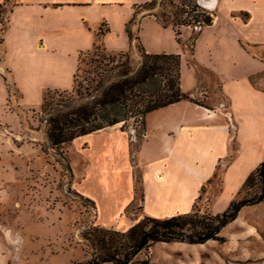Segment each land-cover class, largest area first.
<instances>
[{
    "label": "crops",
    "instance_id": "1",
    "mask_svg": "<svg viewBox=\"0 0 264 264\" xmlns=\"http://www.w3.org/2000/svg\"><path fill=\"white\" fill-rule=\"evenodd\" d=\"M148 1L0 0V8L6 10L2 21L0 17V86L9 75L15 85L13 70L25 65L50 67V72H55L50 77L59 86L69 76L72 89L79 55L91 50L98 37L108 52L132 48L125 26L135 8ZM204 6L212 22L198 32L194 28L196 36L189 54L184 43L192 40L193 33L186 30L188 27H181L177 36L152 15L139 18L137 35L145 52L180 56L181 91L202 105L181 100L148 113L142 139L137 143L131 132L120 130V123L100 130H119L138 144L129 162L131 173L123 211L133 202L138 203L141 216L165 218L188 213L202 187L204 199L211 200L216 189L225 187L229 169L252 161L251 169L238 178L229 202L249 172L264 160V91L252 82L253 76L264 71V57L253 52L264 50V0H206ZM102 26L108 31L98 36ZM8 52L10 60L5 56ZM3 92L4 101L7 96ZM218 169L219 180L212 183ZM136 184L140 194L136 193ZM238 220L239 216L225 228ZM135 222L129 219L124 230ZM238 227L235 237L220 233L225 241L218 244L226 246L232 238L258 241L254 234L258 228L249 222ZM208 243L217 242L157 243L148 251L156 264L153 255L158 245L177 247L179 251L195 247L199 251Z\"/></svg>",
    "mask_w": 264,
    "mask_h": 264
},
{
    "label": "rangeland",
    "instance_id": "2",
    "mask_svg": "<svg viewBox=\"0 0 264 264\" xmlns=\"http://www.w3.org/2000/svg\"><path fill=\"white\" fill-rule=\"evenodd\" d=\"M205 1L198 3L196 0L201 9L210 13L204 6ZM183 2L173 0L172 5H155L150 13L157 15L160 23L166 20L170 27L181 28L179 23H190L186 30H191L194 36L196 30L193 27L197 25L194 20L200 12L195 11L196 2L189 1L191 5L187 7ZM5 12L0 8V17ZM135 12V22L130 26L132 31L140 16L148 13L139 6ZM3 19L2 16L1 21ZM100 29L105 31L107 28L102 26ZM184 44L185 52L189 54V38ZM253 52L264 57L263 49ZM119 53L106 51L98 37L91 50L79 55L76 82H83L87 76L90 59L98 60L101 55L117 56ZM122 53H127L133 64L139 60L136 44ZM5 56L9 59L11 54L8 52ZM11 61L14 63V58ZM49 69L44 66L15 67L13 74L17 83L14 85L8 74L10 78L3 81L4 92L0 86V262L3 264H72L84 261L89 258V250L81 239L86 228L100 226L120 231L126 228L129 219L139 221L143 217L138 203L132 202L122 210L131 173L129 162L138 147L136 143L142 139V126L132 120L119 125V128L124 126L121 131L135 136L136 143L119 130L112 132L106 129L58 147L51 146L39 122V107L47 91L51 97H56L54 90L70 91L71 83L67 76V82L63 79L62 86L56 85L50 77L55 72ZM252 82L264 91V71L253 76ZM2 92L7 96L4 101ZM253 165L252 161L243 162L241 166L233 165L236 167L228 170L225 187L216 189L211 200L204 199V192H201L193 206L201 213L223 211L238 178ZM220 172V169L216 171L212 183L219 180ZM138 181L137 177L136 183ZM256 188L257 183L247 190L250 192ZM135 190L140 194L139 184ZM238 216L239 220L224 228L221 235L235 237L240 231L237 226H245L249 222L259 229L257 234L254 233L257 242L232 238L226 246L208 243L199 251L195 247L179 251L177 247L158 245L154 249L155 263L264 264V201L242 209ZM147 258L152 263L149 251L140 252L131 264Z\"/></svg>",
    "mask_w": 264,
    "mask_h": 264
},
{
    "label": "trees",
    "instance_id": "3",
    "mask_svg": "<svg viewBox=\"0 0 264 264\" xmlns=\"http://www.w3.org/2000/svg\"><path fill=\"white\" fill-rule=\"evenodd\" d=\"M189 1L182 3L185 7ZM173 0H150L138 5L147 10V15L155 6L172 5ZM188 3V4H187ZM197 29L209 25L212 15L194 5ZM184 11V8H182ZM137 12L125 26L130 45L136 44L139 60L133 64L127 53L117 56L101 55L100 59L91 60L90 69L83 82H76L79 71V59L73 74V85L70 91L56 92L51 97L49 91L42 98L39 107L40 124L48 143L53 147L72 142L107 126L129 120L143 126L145 116L159 108L174 104L181 100H189L198 105L201 102L183 93L180 88V56L174 54H147L137 35L138 23L134 31L130 26L135 22ZM200 18V19H199ZM157 19V18H156ZM168 27L170 23H161ZM181 27L190 23L181 22ZM175 34L179 29L171 27ZM108 30L99 29L101 36ZM196 32V33H197ZM196 34L192 37L191 43ZM124 126H121L122 129ZM67 168L70 170L69 166ZM211 179L207 181V185ZM257 188L247 190L254 187ZM204 188L202 187V193ZM264 201V160L246 177L236 194L228 202L226 208L216 214L201 213L195 206L188 213L177 214L165 218L143 216L125 231L106 229L100 226L88 227L81 235L89 250V258L72 264H131L140 252H147L149 247L157 243L183 242L189 245L204 244L207 241L224 243L221 231L238 216L239 212ZM137 264H152L149 258Z\"/></svg>",
    "mask_w": 264,
    "mask_h": 264
},
{
    "label": "clouds",
    "instance_id": "4",
    "mask_svg": "<svg viewBox=\"0 0 264 264\" xmlns=\"http://www.w3.org/2000/svg\"><path fill=\"white\" fill-rule=\"evenodd\" d=\"M197 2L199 3V2H200V0H197Z\"/></svg>",
    "mask_w": 264,
    "mask_h": 264
}]
</instances>
